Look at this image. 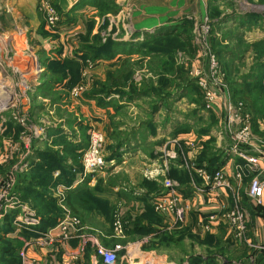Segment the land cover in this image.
I'll return each instance as SVG.
<instances>
[{"label": "rangeland", "instance_id": "374dc122", "mask_svg": "<svg viewBox=\"0 0 264 264\" xmlns=\"http://www.w3.org/2000/svg\"><path fill=\"white\" fill-rule=\"evenodd\" d=\"M60 2L61 0H36L37 16L41 21L39 31L42 32V36H48L52 42L59 44L57 33L61 29H68L67 31L70 32L64 37H69L65 41L73 46L75 52L73 57L77 56V61L81 58L82 51L80 50L82 48L94 47L97 49L100 46H105L109 40L121 42L125 40L124 42H127V39H133L132 41L135 44L138 43L133 50L138 49L139 52L130 56L119 54L109 60L82 59V57L81 66L75 72L73 86L68 90L65 88L58 90L56 87L53 89L54 94L51 93L50 95V100L44 103L40 102L44 113L52 110L44 118V121L50 124L60 122V120L56 119L57 117L62 118L61 116L65 112V120L69 121L65 125H58V128L63 130V127L73 128L75 124H79V130H81L82 126L81 133L79 134L78 131V133H75L77 137L81 136V141H83L85 131L88 132L90 126L93 125H84L82 120L76 115V106L73 105L72 101H81V98L88 93L102 91V85L106 88L108 96L113 93L127 92L130 94L135 93L136 95L142 94V96L152 95L156 98L163 93L170 95L176 89L182 88L184 93L187 92L190 95L189 103L200 109L199 114L201 113V117L199 122H196L194 129L191 128L194 138H190V141H178L177 144L179 145L176 146L179 158H177V161L182 162V157L186 164L190 162L197 167L195 152L198 149L201 150V153H199L200 157L205 152L209 154L207 156L208 160L211 154L217 156L219 153L225 152L224 149H228L231 143L230 128L225 118L227 112H225L226 114L224 113V108L221 109L220 116L219 114L216 115V125L220 121L221 130L226 138V141L220 146L223 150L215 148L216 144L213 138L210 142L204 144L197 142L215 124L213 123L215 121L214 117L210 116L209 109L211 107L207 106L205 92L199 84L200 81H204L209 84L213 92L219 95V100H221V97L229 100L224 103L225 110L227 104H229L235 113L240 116L241 120L243 115H248L251 119L250 131L255 145L253 147L247 146L245 149L251 155L264 154V129L260 131L258 127V123H264V70L256 68V65H260L258 60L260 61L264 55V45H262L264 40L259 44L247 43L240 35V28L238 27V24L241 25L239 21L244 19H246L245 22L248 23L249 28L256 26V22L262 19V15L264 16V0H76L67 12L61 10ZM91 3L95 4L92 5ZM46 7L53 8L59 17L56 31L49 29L47 26ZM252 9H254L253 12ZM227 11L237 16L244 15V17L237 21L238 24L235 19H228L229 21H227ZM231 20L236 23V27L227 26V23L229 24ZM77 23L82 26L73 33V30L78 26ZM154 25L157 28L151 34L146 33L144 35V31L133 34L136 29ZM21 28L24 29L23 23L12 18L10 13L6 12L2 2H0V34L8 35L7 38L0 35V41L1 38L5 40L0 43V111L4 110L0 114L12 111V108L15 105L18 106L19 101L23 100L21 99L22 89L27 88L22 85L24 81L30 88L35 77L38 79L39 76L41 77L45 74V70L41 69L42 67L39 63V68H37L38 65L35 67L31 63L28 64V62L29 60L42 62L48 59L46 58V53L40 52L39 48L33 53L30 48L32 43L28 42L29 46H26L25 38L17 36L22 32ZM13 35L17 37V44L20 47L18 52L22 49V54L27 57L25 63L19 60L15 61L14 58L17 54L8 47L9 38ZM151 36L153 38L147 40ZM135 38L136 40H134ZM186 39L189 45L186 44ZM251 47L254 48H252V54L247 56L250 59L247 60L251 66L246 69L245 63L238 64L235 61L242 60L246 56L245 51ZM229 53L233 57L227 56ZM117 57H120L116 62L117 66L105 72L103 81L92 75L93 69L87 70L88 64L86 62L96 65L103 61L110 62ZM16 63L20 64L21 68L25 67V71L28 73L23 70L24 73L21 74V70H18L17 66L15 67ZM261 64L264 65V60ZM74 89L79 90V98L76 100L71 96ZM18 99L20 100L18 101ZM157 99L159 100V98ZM158 100H153L151 104L158 103ZM6 108L8 109L5 110ZM16 108L20 109L21 106L19 105ZM183 116L185 119H192L191 113H183ZM193 117L195 120L196 116ZM24 121L25 124L27 123L30 126H35L38 129L42 128L43 131L45 129L43 126L44 122L35 119L31 113ZM202 127L204 129H201ZM189 129L184 128L182 131L186 133ZM241 129L239 128L238 131ZM170 140L171 144L174 145L172 142L177 139L172 138ZM186 143H189V145H186ZM63 152L67 154L64 148L58 151V154L65 158ZM27 154L28 150L21 151L20 147L8 165L5 167L0 166V169H5L8 173L12 171L15 174L14 187L18 180L15 169H18L20 160L24 159ZM17 155H19L18 160L15 158ZM197 162L200 163V160ZM207 163L208 161H203L200 164L207 167ZM70 165L76 168L75 165H81V161L78 159V164H76L72 160ZM236 165L234 166V175L239 171ZM259 169V172L241 171V178L239 181L236 180L235 186H233L234 183L232 184L228 180V188H231V192L227 196L228 207L225 210L227 213L238 206L244 209L243 204L246 202L248 205H253L256 210L258 209L259 216L261 215L260 211L262 209L253 203L249 190L250 184L255 177L264 179L262 177V175L264 176V166L263 169ZM204 171L207 172L206 169ZM148 174L153 175L149 172L145 177ZM207 175L210 176L211 174L207 172ZM158 176L152 178L153 181L157 182L158 187L146 186L147 189L160 191L159 185L161 186L164 179H168L178 186L171 177L163 175L159 178ZM119 181L123 190L133 191V187L130 186L129 182ZM56 206L59 209L62 207L60 203ZM64 207L67 208L65 204ZM189 211L191 209L183 214L182 221L174 225L158 221L159 228L157 230L151 228L146 233H132L133 227H130L129 223H123L121 219V236L113 228L115 217L111 228L102 230H88L78 217L80 224L74 234L80 236V238L85 237L87 239H91L93 236L96 237L100 233L110 235L116 241L106 247H97V249L103 248L109 251L115 249V264H239L238 261H235L237 254L235 255L233 252L238 253V256H243V254L240 255L239 253L246 251V253H249L248 258H252L253 262L264 253V245H257L248 236L250 225H248L249 218L247 219V216L245 235L242 239L235 238L228 231V224L227 229H223L221 225L218 226L223 232L215 238L209 232H203L200 228L201 225L196 230L187 231L186 233L182 230L181 225L178 224L184 222L185 216ZM245 215L248 214L245 213ZM147 225L145 226L149 228L150 226ZM216 241H222L223 243L218 244ZM126 244H130L129 248L131 249L132 257H128V261L125 262L127 257ZM221 245H226L227 257H225L222 247L220 248ZM97 249L91 251V248L88 247L85 251V248H83L84 253L86 252L87 255L95 252V256L100 257ZM239 250L241 252H238ZM198 253L199 255H192ZM252 253H255L256 257ZM195 257H199L204 262L192 261ZM71 264H90V262L73 261Z\"/></svg>", "mask_w": 264, "mask_h": 264}, {"label": "crops", "instance_id": "0c3cea01", "mask_svg": "<svg viewBox=\"0 0 264 264\" xmlns=\"http://www.w3.org/2000/svg\"><path fill=\"white\" fill-rule=\"evenodd\" d=\"M75 1L76 0H61V10L67 12ZM0 2H2L4 8H6V12H9L12 18L23 23L24 29L21 28L20 30L22 32L17 36L19 38H25L26 46H29L28 42L30 44L32 43L30 48L33 53L39 48L40 52L46 53V58L50 60L60 61L63 59H78L77 56L73 57L75 53L73 46L65 41L69 37H64L70 32L67 31L68 29H61L58 33L56 32L58 34L57 38L59 44L52 42L48 36H42V32L39 31L41 21L37 16L36 0H1ZM253 11L254 9H252V12ZM227 14V21L235 19L237 24V21L244 17V15L237 16L228 11ZM245 21L246 19L240 20L239 22H241V25L238 24L240 35H242L243 40L247 43L259 44L264 40V16L262 15V19H259L256 22V26H251V28L248 27V23ZM235 22L231 20L229 24L227 23V26L236 27ZM81 26L82 25L78 24L73 30V33L80 29ZM155 28H157L156 25L146 26L143 29L134 30L133 34L143 31L144 35L146 33L151 34ZM0 35H3L5 38L8 36L5 34ZM16 38L17 37L14 35L9 38L8 47L17 54L14 58L15 61L19 60L25 63L27 57L22 54V49L18 52V48L20 47L17 44ZM127 40L130 41L133 39ZM134 40H136V38ZM2 41L5 40L1 38L0 43H2ZM252 48L253 47L248 48L245 51L246 56H244L242 60H237L235 62L238 64L245 63V68L249 69L251 64L248 63L250 59H248L247 56L252 54V50L254 49ZM227 56L233 57L231 53L227 54ZM119 58L120 57H117L110 62L103 61L97 63L93 68L92 75L98 80L103 81L105 72L111 68L114 69L115 66H117L116 62ZM263 60L264 56L261 57L260 61L258 60L260 65H256V68L262 69L263 64H261V62ZM34 61L36 62V66L39 63L42 67L41 69L45 70V67L40 64L41 62H37L36 60H29V62H27L30 64L31 62L34 63ZM39 65L37 68H39ZM15 67L21 70V74L24 73L25 67L21 68L20 64L17 63ZM40 84V76L38 79L36 77L33 79L30 88L24 81L22 85L27 88L22 89L21 99L23 100L19 101L20 99H18L21 108H16L19 107V105H15L16 107L14 106L12 111L0 114V152L4 148V143L9 140L16 143L19 149L21 147V151L28 150L27 156L20 160L18 169H15L18 178L22 175H26L28 178L27 182H23V186L33 181L32 178L39 173L36 167L42 164V161L38 153L43 152L47 148L55 151H60L64 148L67 152V154L63 152L65 155L64 164L67 166L66 168H68L71 166L72 157L71 151L69 148H66V143L70 145H77L80 143L83 147H86L88 144L87 131L84 133L85 137H83V141H81V136L77 137L76 133H81L78 129L80 126L79 124H75L73 128L63 127V136L61 134L62 132H50L55 131L58 125L66 124V113H63V116H61L62 118L57 117L56 120H60V122L50 124L44 121V118H46L52 110L44 113L40 102L44 103L50 100L51 92H39L37 89ZM64 84H53V89L57 87L58 90H62ZM100 97L106 102L104 106H97L95 101L86 99L84 96L81 98V101H72V103L76 106V115L82 120L85 126L94 125L105 133L106 143L103 155L106 168L86 176H83L81 170H77L76 168L78 172L76 171L74 173V177L66 179L70 181L69 185H67V183L63 184V181L66 180L63 174L61 175L62 171L60 168L51 170V181L59 179V184L55 187L50 186L48 191V196L55 200L56 205L59 204V198L57 197L58 194L53 192L52 189L57 190L63 188L65 190V205L68 211L72 216H77L76 218L79 217L78 219L82 220L88 230L109 229L116 216H119L123 223H129V226L133 227L137 218L150 209L157 217H155L156 219L152 218L156 220V223H154L155 221L151 223L142 221V223L143 225L149 224L152 229L157 230L159 228L158 221L161 223H171L172 217L158 215L153 209V200L160 193L161 186L159 185L160 191H150L146 188V186L158 187L156 184L157 182L145 177L147 173L151 172L153 175L159 173V178L163 175L171 177V179L178 184L180 194L189 202L191 211L185 216L184 222L178 224L181 225L185 233L187 231L196 230L199 225L206 223L208 215L227 210V196H229L231 188H220L215 193L208 191L207 182L196 171L198 169H206L209 166V162L207 163V167L201 166V164L197 162L201 158L199 155V153H201L200 149L195 152L197 167L192 166L190 162L186 164L182 157V162H179V160L177 161V158H179L176 146L179 145L177 144L178 141H190V138H194L191 128L194 129L197 124L196 122H199L201 117V113L199 114L200 109L195 107L194 104L189 103L190 95H188L187 92L184 93V90L179 88L170 95L165 93L161 94L160 97H157L159 100L152 95L142 96V94L136 95L135 93L130 94L127 92L113 93L111 96L100 93ZM153 100H158L159 104H151ZM213 106H211L209 111L210 116H213L215 119V121H213L215 124L212 126V129L207 131V134L202 135L197 142L204 144L210 142L213 138L216 144L215 148L223 150L220 146L226 141V138L221 130L220 121H218V125H216V115L219 114L220 116L222 107L219 104H214ZM7 109L8 108L5 110ZM3 111L4 110L0 112ZM30 113L35 119L45 123H43L45 127L44 131L42 128L38 129L27 123L25 125L20 123V115L27 117ZM183 113H191L192 119H185ZM202 115L204 117L203 113ZM193 116H196L195 120ZM9 125L13 126L10 131ZM258 127L260 131H263L264 123H258ZM184 128L190 129L185 133L182 131ZM201 129H204V127ZM62 138L65 140L63 145L53 143V141L59 142ZM172 138L177 139L172 142L174 145L171 144L170 139ZM224 151L226 152V159L218 169H222L227 174L228 180L232 184L234 183L233 186H235L237 179L234 175V166L236 164H242V161L237 157L228 156L227 148L226 150L224 149ZM18 156L19 155L15 157L16 160H18ZM80 157H78L79 160ZM261 168L263 169L262 166ZM3 172L4 170L0 169V176ZM262 177L264 178L263 175ZM119 180L129 182L130 186L133 187V191L123 190L119 184ZM36 189L40 191L39 188ZM12 193L18 198L20 207L8 209L6 212L2 213L0 215V225L8 213L11 211H18L12 223L13 230L6 233L4 236L6 239L12 241L17 255L21 259V264H71L73 261L81 263L88 261L90 264H98L99 261V264H102L101 257L95 256V252H90L91 254L87 255L86 252L84 253L83 248H85L86 251L87 248L90 247L91 251H93V249L95 250L97 247L111 245L116 240L111 238L110 235L108 236L104 233H100L96 237L93 236L91 239H87L85 237L80 238V236L74 234L73 237L65 243L49 244L45 241V234L50 229L56 227V224L37 237L24 238L21 235L22 231L28 230V228L36 226L39 223L37 209H35L33 201L23 202L21 200L20 193L16 191V185ZM243 206L245 213L248 214L246 215L247 219L249 218L248 225H250V229L248 236L251 238V241L257 245H264V207L260 206L262 210L259 216L258 209L256 210L253 205H248L245 202ZM60 209L61 215L57 223L64 213L61 207ZM222 232L221 228L213 224L209 234L216 238V236L219 234L221 235ZM216 242L218 244L223 243L222 241ZM126 245L125 251L127 257L125 262L128 261V257H132V253H130L131 249L129 248L130 244ZM221 247L222 251L225 253V257H227V251L225 250L226 245H221L220 248ZM21 252H24V259L20 257ZM238 252L241 251L239 250ZM233 253L235 255L237 254V259L235 261H238L239 264H264V253L256 258L255 262H253L252 258H248L249 253H246V251L239 253L240 255L243 254V256H238V253L235 252ZM192 255H199V253ZM253 255L255 256V253ZM180 256L179 258H181Z\"/></svg>", "mask_w": 264, "mask_h": 264}, {"label": "built area", "instance_id": "2783aa9c", "mask_svg": "<svg viewBox=\"0 0 264 264\" xmlns=\"http://www.w3.org/2000/svg\"><path fill=\"white\" fill-rule=\"evenodd\" d=\"M47 12V26L49 29L56 31L58 28L59 17L51 7H46ZM87 70L94 68L95 64L87 63ZM31 65L36 67V62H31ZM201 88L205 92V100L207 101V106L211 107L213 104L221 105L224 108V113L226 114L227 124L230 128L231 143L227 149V155H231L239 158L242 161V165H236L238 167V172L235 178L239 181L241 178V171H260L259 168L264 166V154L262 155H251L247 152L245 147H253L255 145L253 140V135L250 131L251 129V119L248 115H243L241 120L240 116L235 113L231 108V105L227 104L226 110L224 103L229 101L226 98L219 100V95L213 92L209 84L204 81L199 82ZM71 96L76 100L79 98V90L74 89ZM26 117L21 115L19 121L21 124H25ZM239 128H242L240 131ZM89 138L86 148L82 151L80 161H81V173L83 176L94 174L106 168V163L104 160V147L106 143L105 134L94 125L90 126L88 129ZM189 145V143H186ZM19 151L17 144L12 141H6L4 143V148L0 152V166L5 167L9 164L13 156ZM192 165V164H191ZM193 166V165H192ZM73 172H76V168H72ZM197 173L204 178L208 183V191L215 193L218 189L228 186L227 174L222 170L218 169L211 176L207 175L204 169L196 170ZM159 174L151 175L148 174L147 177L152 179L157 177ZM15 174L11 171L10 173L4 172L0 176V215L6 212L8 209L19 208L20 203L18 198L12 193L14 187ZM250 197L256 206H263V194H264V179L255 177V179L250 184ZM53 192L58 194L59 203L62 205L64 211L62 218L57 223L56 227L50 229L45 234V241L49 244L53 243H65L69 241L74 233L79 227V221L76 217L72 216L67 208L64 207V193L63 188L57 190L52 189ZM154 211L161 216L172 217L171 224L174 225L179 221L183 220V214L190 210L189 202L180 194L178 186L174 185L170 180L164 179L161 184V191L157 197L153 200ZM113 223V228L117 231V234L121 236L122 224L121 218L119 216L115 217ZM223 226V229L228 231L237 238L242 239L245 235L246 227V215L242 207H234L228 213L220 211L216 214L208 215L206 218V223H202L201 230L203 232H209L212 225ZM118 249V247H117ZM116 250L113 251L105 250L103 248L97 249V253L102 259V264H115L116 260ZM20 257L24 259V252L20 253Z\"/></svg>", "mask_w": 264, "mask_h": 264}, {"label": "trees", "instance_id": "16d2710c", "mask_svg": "<svg viewBox=\"0 0 264 264\" xmlns=\"http://www.w3.org/2000/svg\"><path fill=\"white\" fill-rule=\"evenodd\" d=\"M92 5L95 3H91ZM162 29V28H161ZM164 30V29H163ZM158 36V35H157ZM160 36V35H159ZM156 37V36H155ZM153 36L149 37L147 40L152 39ZM145 42V41H144ZM186 44L189 45L188 40H185ZM138 44V43H136ZM136 44L130 40L127 42L124 41H113L109 40L105 44V46H100L99 48L95 49L94 47H84L82 48V59H113L115 56L121 54V55H127L130 56L132 54L138 53V49L133 50L136 48ZM264 45V43H262ZM264 56V55H263ZM80 58V61H81ZM43 67H45V74L41 76V84L38 87L39 92H51L53 93V84H64V88L66 90L70 89L74 84V78H75V72L79 70L81 63L75 59H63L61 61L57 60H50L45 59L40 63ZM262 70H264V65L262 67ZM44 75H47L44 76ZM102 91H96L95 93H88L84 95V98L95 101L97 106H104L106 102L102 100V97H100V93H106V88L102 85L101 86ZM108 96V95H107ZM68 123V121H66ZM12 125H9V131L12 129ZM84 127V126H83ZM82 130V126H81ZM80 130V131H81ZM52 132H62L63 136V130L60 128H57L55 131ZM49 132V133H50ZM54 144H62L65 143V140L62 138L59 142L53 141ZM66 148H69L71 151V157L76 164H78V157L81 156L82 151L86 148L85 146L81 145L80 143L75 145H70L69 143H66ZM40 160L42 161V164H39L36 168L38 169L39 173L37 176L33 177V181L28 182V184H25L23 186V182H27L28 178L26 175H22L18 178L17 184H16V191L20 193L21 200L23 202L33 201L35 204V209H37V216L39 217V223L36 226H33L31 228H28V230L22 231L21 235L28 239L30 237H37L44 232L48 228H51L57 224V220L61 215V209H59L56 206L55 200L48 196V191L50 186H56L59 184V179L51 181L52 175L50 174L51 170L55 168L61 169V175L63 174L64 179H71V177H74V173L72 171L71 166L66 168L67 166L64 164V157H61L58 154V151H52L51 149L47 148L41 153H38ZM207 154L206 152L201 156L200 163L203 161H208L209 166L206 168L207 172L211 175L217 171V169L220 167V165L223 164V162L226 159V152H221L217 156L214 154H211L210 157H208L207 160ZM76 166V165H75ZM77 170H81V166H76ZM76 170V171H77ZM78 172V171H77ZM63 184L69 185L70 181L66 180L63 181ZM155 184V183H154ZM36 188H39L37 190ZM90 197V196H89ZM66 203V202H65ZM18 211H11L8 213L4 219L3 222L0 225V264H21V259L17 255L16 249L12 245V241L5 238V234L13 230V220L15 216L17 215ZM156 216L152 212V210H147V212L137 218V220L133 224L132 233L135 232H141L146 233L147 231L151 230V227L147 228L145 225H143L142 221H147L148 223H151L153 220L152 218H155ZM157 218V217H156ZM155 218V219H156ZM149 226V224L147 225ZM131 233V232H130ZM191 260V259H190ZM192 261H203L199 259V257H195L192 259Z\"/></svg>", "mask_w": 264, "mask_h": 264}]
</instances>
